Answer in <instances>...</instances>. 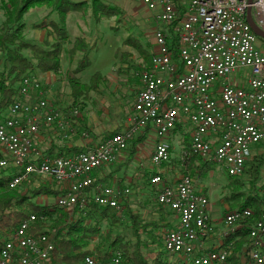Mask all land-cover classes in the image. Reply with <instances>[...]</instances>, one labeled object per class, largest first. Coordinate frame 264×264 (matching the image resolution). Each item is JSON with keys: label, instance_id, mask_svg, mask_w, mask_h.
<instances>
[{"label": "built area", "instance_id": "built-area-1", "mask_svg": "<svg viewBox=\"0 0 264 264\" xmlns=\"http://www.w3.org/2000/svg\"><path fill=\"white\" fill-rule=\"evenodd\" d=\"M144 0L156 12V51L151 67L141 75L138 92L125 130L95 149L72 156L50 158L34 145L43 125L63 124L62 113L46 99L41 83L27 75L19 93L0 115V169L11 175L10 188L31 178H51L65 186L57 205L69 211L85 208L88 200L120 210L122 192L102 186L93 174L116 163L142 130L167 136L178 126L188 127L190 152L224 166L230 177H241L248 161L264 141V47L248 22V13L264 32V0ZM248 70L247 85L231 76ZM170 146L159 143L152 156L156 165L169 163ZM9 177V176H7ZM162 183L154 176L151 184ZM126 190L124 193H128ZM159 205L171 211L178 227L164 238L168 256L183 264H226L229 250L206 243L213 225L209 197L196 191L189 176L176 186L156 192ZM250 210H237L224 219L223 237L247 227L252 264H264V215L249 225ZM37 217L24 219L5 242L0 264H48L54 243L31 231ZM118 253L102 261L87 256L84 264H120Z\"/></svg>", "mask_w": 264, "mask_h": 264}, {"label": "rangeland", "instance_id": "rangeland-1", "mask_svg": "<svg viewBox=\"0 0 264 264\" xmlns=\"http://www.w3.org/2000/svg\"><path fill=\"white\" fill-rule=\"evenodd\" d=\"M72 1L86 2L89 7L84 13H79L82 16V18L78 17V20H76L79 25L75 23V20H66L68 23L67 26L65 24V27H67L69 39L64 44L65 50L61 56V73L54 75L34 69L28 75L33 76L41 83L48 102L58 107L60 112L67 118L69 125L65 127L67 128L65 130L69 136L68 139L79 137L88 144L99 145L108 137L120 134L125 130L128 116L142 87V72L147 67L145 59L137 49L132 45L125 46L124 43L127 39L133 38L152 57L156 51L154 33L158 26L153 10L146 6L144 0H100L121 11L120 16L111 19L103 18L100 22L95 20L90 6L94 0ZM127 3L130 6H127ZM47 18L49 21L57 22V12L47 8H35L24 17L23 23L26 26L25 39L27 41L36 44H41L44 41L47 30L40 29L37 26ZM1 25L2 23H0ZM38 32L41 33L42 38L37 36ZM76 37H84L88 42V46H90L86 61L91 64L78 76L80 82L88 84L96 73H100L107 80L100 84L98 91H90L75 104L71 97L67 74L75 68L79 59L84 58L83 54L70 53ZM258 39V45L264 47V39L260 37ZM24 54L29 58L31 57L28 51ZM4 66L5 56L0 51V72L3 71ZM247 76L248 70L240 69L231 76V81L236 85H247ZM76 111L78 114L74 115ZM149 131L151 132L149 133ZM144 135H147L144 142L137 144L135 154L131 155L133 142ZM189 138L186 125L180 131H172L164 137H159L154 130H142L129 143L128 148L122 152L124 155H120L119 161L104 167L107 168L104 172L108 173V177H101L103 179L101 181L102 185L114 187L123 193L119 199L120 210H117L120 226L113 227L109 225L108 222L102 221L87 209L84 210L82 216L87 218L89 224H98L102 231L121 234L126 241L133 242L135 241L133 228L125 207L128 205L133 212L141 216L143 222L163 226V228L152 226L148 233L143 234L142 245L145 256L153 262L163 254L164 259L169 262L179 261L180 264H183L181 257L168 256L164 250V238L169 231L177 229L178 220L169 210H161V207L156 203V192L159 189L177 184L178 177L189 175L196 183L197 192L205 187L213 193L211 207L217 213L215 215L217 220L215 222L211 220L213 230L206 243L210 247V251L213 248L221 247L225 239L222 236L225 227L224 219L228 214L234 212L230 209L228 200L230 192L226 189L230 182V176L226 173L223 165L211 160L197 161L193 169L187 170V163L183 161L185 159L183 154L190 151ZM161 142L170 146L171 159L169 163L159 166L152 161V156L156 146ZM151 150L152 153L150 154ZM62 156H72V154L65 153ZM250 160H256V162H261L263 165L255 189L257 193L264 196V141L258 146ZM155 173L156 176L161 177L162 183L154 186L155 189H153L151 179L152 175L155 176ZM10 175L8 171L0 169V178L10 177ZM242 179L245 183H248L250 176L246 175ZM40 186L59 190L65 188L63 184L60 185L53 179L45 177L33 180L28 185H22L20 189L23 193L31 196V192ZM126 190L129 192L124 193ZM245 192L254 193L251 186L245 188ZM34 202L39 205L54 206L57 205V197L41 195ZM167 223L169 225L166 226ZM5 240L6 238L2 236V230H0V242ZM242 263L247 264L244 261Z\"/></svg>", "mask_w": 264, "mask_h": 264}, {"label": "trees", "instance_id": "trees-1", "mask_svg": "<svg viewBox=\"0 0 264 264\" xmlns=\"http://www.w3.org/2000/svg\"><path fill=\"white\" fill-rule=\"evenodd\" d=\"M176 2L179 1L176 0ZM90 6L97 22L103 18L111 19L121 15L118 8L110 7L100 0H94ZM88 7L89 4L86 2H74L72 0H0V9L5 17L0 26V51L5 56V66L0 72V115L18 96L19 83L31 71L38 69L42 73L54 75L61 73V56L65 50L64 44L69 39L65 27L67 17L74 12L84 13ZM35 8H47L57 12L58 15L57 22L49 21L47 18L38 24V28L47 30L46 37L41 44L31 43L25 39L24 17ZM124 45L134 46L145 59L146 69L151 67V56L137 40L129 38ZM89 47L84 38H77L70 50L71 54L84 55V58L79 59L75 68L67 74L71 97L75 104L90 91H98L100 84L107 80L100 73H96L88 84L80 82L78 76L91 64L86 61ZM26 51L31 54L30 58L24 54ZM77 114L76 111L74 115ZM62 117L65 122L67 118L63 114ZM181 129V126H178L173 132ZM145 137L146 135L133 142L131 155L135 154V146L144 142ZM66 151V154L81 152L79 148ZM62 153L64 154V151ZM183 157L185 158L183 161L187 163V170L193 169L197 161L205 160L190 151L185 152ZM262 166L261 162L249 160L242 178L249 175L250 181L245 183L240 177H229L230 182L226 186L230 192L228 198L230 209L232 211L250 210L252 212V217L248 221L249 225L261 220L264 215V196L257 193L255 189L262 172ZM38 179L40 178H31L17 188H10L11 178H0V230H2V236L6 238L4 242H0V254L5 242L21 222L33 214L37 217V221L31 233L34 236L47 235L54 243L48 264H84L87 256L109 261L118 253L121 257L120 264H180L179 261L169 262L164 259L163 254L153 262L145 256L142 245L143 234L148 233L152 226L163 228L162 225L143 222L141 216L126 205V214L131 220L135 239L133 242L126 241L123 235L115 234L112 231L104 232L98 224H89L87 218L82 216L84 210L87 209L102 221L108 222L109 225L119 227V212L114 208L101 207L91 199L88 200L85 208H76L73 211L60 208L58 205L45 206L34 202L41 195L58 198L64 194L63 190L42 186L35 188L31 192V196L21 191L22 185H28L29 182ZM249 186L252 187L253 194L245 192V188ZM159 206L161 210L167 209ZM251 245L252 239L247 227L226 237L220 247V249L229 250L226 264H243V261L251 264L249 257ZM163 253L165 254V252Z\"/></svg>", "mask_w": 264, "mask_h": 264}, {"label": "crops", "instance_id": "crops-1", "mask_svg": "<svg viewBox=\"0 0 264 264\" xmlns=\"http://www.w3.org/2000/svg\"><path fill=\"white\" fill-rule=\"evenodd\" d=\"M127 6H130L129 3H127ZM153 13H154V16H155L156 13H157V11L156 12H153ZM2 16H4V13H3V11L1 12V9H0V23H3L4 20H5V17L2 18ZM78 17H81L82 18V16L79 13H77V12L70 13L68 15V17H67V20L68 21H71V20L74 21L75 20V23L77 25H79L77 23V21H76V20H78ZM68 21L66 22V26H67ZM66 29H67V27H66ZM38 33L39 34H37V36L41 37V33L40 32H38ZM82 38H84V37H82ZM76 39H77V37H76ZM54 108L57 109V110H59L58 107H55L54 106ZM67 125H69L68 120H66L65 122H63L62 125H60L59 123H56V124L51 125V126L43 125L40 128L38 134L34 138V145H35L36 149L38 151H40L44 156H47V157H50V158H55V157L62 156L61 155V154H63L62 151H64V154H65L67 152L66 150H68V149L79 148V151H81V152L70 153V154L73 155V154H77V153H82L83 151L84 152H87L89 150L95 149L98 146V144H95V145L88 144V143L84 142L82 139H80L79 137H75V138H71L70 137L68 139L69 136L67 135V131L65 130V129H67V128H65ZM61 132H63V133H61ZM150 132L151 131H149V133ZM147 135H146V137H147ZM151 153H152V150L150 151V154ZM122 155H124V154H122ZM120 158H121V156L119 157V160H120ZM106 169L107 168H102V169L96 171L93 174L94 179L100 185H102L101 184V181L103 180L101 177L102 176H103V178L108 177L107 176L108 173L107 172H104ZM163 175H165V173H163ZM155 176H156V173H155ZM152 177H154V175H152ZM179 180H180V177L177 178V183H178ZM199 185L200 186H203L201 184H199ZM102 186H107V185H102ZM174 186H176V184ZM152 187H153V189H155L154 188V185H152ZM200 192L208 195L209 202H210L209 214H210L211 220H213L215 222V220H217V218L215 219V215L217 213L214 212V209L211 207V198H213L212 197L213 196V193H211V191H209V188H205V187H204V189H201ZM262 253L264 254V244H263V247H262Z\"/></svg>", "mask_w": 264, "mask_h": 264}, {"label": "water", "instance_id": "water-1", "mask_svg": "<svg viewBox=\"0 0 264 264\" xmlns=\"http://www.w3.org/2000/svg\"><path fill=\"white\" fill-rule=\"evenodd\" d=\"M248 22L249 24L251 25L253 31L255 32V34L260 37V38H263L264 39V32L262 30H260L256 24L252 21L251 19V16H250V13H248Z\"/></svg>", "mask_w": 264, "mask_h": 264}, {"label": "bare ground", "instance_id": "bare-ground-1", "mask_svg": "<svg viewBox=\"0 0 264 264\" xmlns=\"http://www.w3.org/2000/svg\"><path fill=\"white\" fill-rule=\"evenodd\" d=\"M10 178V177H9Z\"/></svg>", "mask_w": 264, "mask_h": 264}]
</instances>
